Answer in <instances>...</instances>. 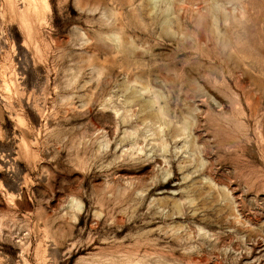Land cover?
<instances>
[{"label": "rangeland", "instance_id": "rangeland-1", "mask_svg": "<svg viewBox=\"0 0 264 264\" xmlns=\"http://www.w3.org/2000/svg\"><path fill=\"white\" fill-rule=\"evenodd\" d=\"M0 264H264V0H0Z\"/></svg>", "mask_w": 264, "mask_h": 264}]
</instances>
